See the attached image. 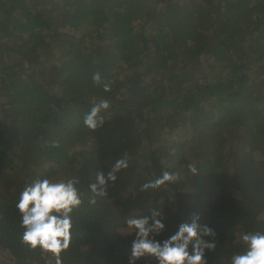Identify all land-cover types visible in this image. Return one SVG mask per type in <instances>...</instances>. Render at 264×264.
Instances as JSON below:
<instances>
[{"label": "trees", "instance_id": "16d2710c", "mask_svg": "<svg viewBox=\"0 0 264 264\" xmlns=\"http://www.w3.org/2000/svg\"><path fill=\"white\" fill-rule=\"evenodd\" d=\"M164 171L177 180L141 191ZM43 177L80 181L63 264H129L125 221L152 208L155 239L198 214L216 233L207 264H230L243 232L264 231V0H0V264H54L21 242L16 209Z\"/></svg>", "mask_w": 264, "mask_h": 264}, {"label": "clouds", "instance_id": "9594fccd", "mask_svg": "<svg viewBox=\"0 0 264 264\" xmlns=\"http://www.w3.org/2000/svg\"><path fill=\"white\" fill-rule=\"evenodd\" d=\"M92 81L101 84L105 92L111 90V83L102 82L99 72L93 73ZM108 108L107 99L94 103L84 116V125L92 130L103 125L100 113ZM128 165L125 156L116 159L106 175L97 172L95 182L88 185L94 194L89 202L95 203L96 196L104 195L106 183L115 181L116 173ZM187 167L191 173H197L194 164ZM175 180L177 173L164 171L156 179L142 184L141 191L156 189ZM79 183L78 177L37 178L24 186L16 202L23 228L21 242L30 249L38 248L42 255L50 256L54 264H63L62 253L69 249L72 241V213L83 202ZM164 219L162 208H152L148 215L133 216L125 221L128 233L135 234L129 264H135L136 260L145 256L153 257L157 264H207L205 250H213L216 244L214 239L206 240L204 237H215L214 229L199 223V215L194 214L190 222H181L173 234L157 240L154 237L165 230ZM239 239L242 249L231 255L230 264H264V231L243 232Z\"/></svg>", "mask_w": 264, "mask_h": 264}, {"label": "rangeland", "instance_id": "374dc122", "mask_svg": "<svg viewBox=\"0 0 264 264\" xmlns=\"http://www.w3.org/2000/svg\"><path fill=\"white\" fill-rule=\"evenodd\" d=\"M120 75L122 76V74H120ZM174 140H175L174 143H175L176 141H178V139H177L176 137H174ZM186 140H187V139H186ZM186 140H185V141H186ZM186 142H188V141H186ZM185 144H187V143H185ZM128 231H129V229H128Z\"/></svg>", "mask_w": 264, "mask_h": 264}]
</instances>
